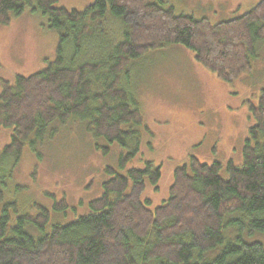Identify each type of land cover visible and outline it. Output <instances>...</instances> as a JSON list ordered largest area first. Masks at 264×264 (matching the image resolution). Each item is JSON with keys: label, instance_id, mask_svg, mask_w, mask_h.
Segmentation results:
<instances>
[{"label": "trees", "instance_id": "1", "mask_svg": "<svg viewBox=\"0 0 264 264\" xmlns=\"http://www.w3.org/2000/svg\"><path fill=\"white\" fill-rule=\"evenodd\" d=\"M56 2L0 0V24L28 7L59 32L56 56L45 67L1 81L0 128L11 134L0 150V166L7 159L18 163L26 143L31 151L36 144L50 145L59 128L74 120L93 138L125 144L130 127L143 121L122 80L130 60L149 49L179 44L216 78L231 81L250 70L255 42L264 39V0L213 23L175 13L158 0H94L81 11ZM108 15L121 22L120 38L108 48L102 44L99 56L77 58ZM248 109L252 124L241 163L208 164L190 156L174 169L168 198L152 209L138 194L144 179L157 187L159 166L146 162L126 175L106 166L110 178L102 194L72 221L46 227L49 210L39 204H33L35 215L23 213L11 221L13 202L2 189L8 171L0 167V264H264V89ZM131 155L120 156L119 166ZM66 208L63 198L52 206L54 212ZM256 234L263 241L253 240Z\"/></svg>", "mask_w": 264, "mask_h": 264}, {"label": "rangeland", "instance_id": "2", "mask_svg": "<svg viewBox=\"0 0 264 264\" xmlns=\"http://www.w3.org/2000/svg\"><path fill=\"white\" fill-rule=\"evenodd\" d=\"M93 1L57 0L55 5L81 11ZM158 1L175 13L205 17L213 23L238 17L263 0ZM125 21L132 22L130 17ZM98 23L93 43L77 58L99 56L102 44L105 49L120 38L123 27L119 20L108 15ZM48 24L42 14L28 7L7 24H0V89L2 80L29 76L54 59L59 32ZM254 47L250 70L231 81L216 78L194 59L192 50L179 44L149 49L131 59L122 85L137 100L142 124L130 127L132 137L123 145L93 138L77 120L62 125L66 128L60 127L46 147L36 144L31 151L26 143L18 163L10 165L7 159L0 166L8 171L2 189L5 199L13 202L10 220L23 213L35 215L33 204L49 210L46 227L87 214L88 202L102 194L103 183L110 178L106 166L121 175L129 169H143L146 162L159 166L157 187L144 179L138 194L152 209L168 198L174 169L187 164L190 156L208 164L218 161L223 165L231 160L239 165L252 124L248 108L264 89V39L257 40ZM57 127L54 123L53 128ZM10 134L9 128H0V150L9 143ZM130 153L120 167L119 157ZM220 174L226 177L223 168ZM131 188L129 179L126 193ZM61 198L67 208L54 212L53 203ZM252 239L263 241V236L256 234Z\"/></svg>", "mask_w": 264, "mask_h": 264}]
</instances>
